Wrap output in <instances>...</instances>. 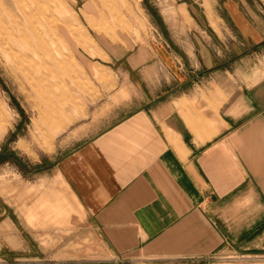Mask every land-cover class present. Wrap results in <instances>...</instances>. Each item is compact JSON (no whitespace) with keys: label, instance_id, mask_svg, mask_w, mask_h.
<instances>
[{"label":"crops","instance_id":"crops-1","mask_svg":"<svg viewBox=\"0 0 264 264\" xmlns=\"http://www.w3.org/2000/svg\"><path fill=\"white\" fill-rule=\"evenodd\" d=\"M146 1L154 37L95 39L117 82L0 209V264H264V52L214 51L264 43V0Z\"/></svg>","mask_w":264,"mask_h":264},{"label":"rangeland","instance_id":"rangeland-1","mask_svg":"<svg viewBox=\"0 0 264 264\" xmlns=\"http://www.w3.org/2000/svg\"><path fill=\"white\" fill-rule=\"evenodd\" d=\"M11 1L0 0V209L8 210L27 178L57 158L59 134L97 98V86L117 82L124 61L95 60V39L113 49L137 46L154 37L158 19L146 0ZM218 46L223 66L240 51L264 52V43Z\"/></svg>","mask_w":264,"mask_h":264},{"label":"bare ground","instance_id":"bare-ground-1","mask_svg":"<svg viewBox=\"0 0 264 264\" xmlns=\"http://www.w3.org/2000/svg\"><path fill=\"white\" fill-rule=\"evenodd\" d=\"M5 2L8 3V4H12V1L11 0H5ZM14 10H16V9H14ZM17 14H19V13H17ZM19 17H20V15H19ZM21 17H22V15H21Z\"/></svg>","mask_w":264,"mask_h":264}]
</instances>
